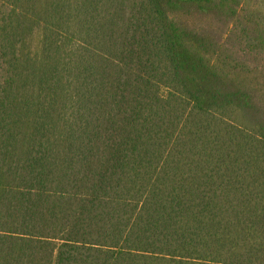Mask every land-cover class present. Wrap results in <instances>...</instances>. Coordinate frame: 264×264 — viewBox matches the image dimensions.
I'll list each match as a JSON object with an SVG mask.
<instances>
[{
  "label": "trees",
  "instance_id": "1",
  "mask_svg": "<svg viewBox=\"0 0 264 264\" xmlns=\"http://www.w3.org/2000/svg\"><path fill=\"white\" fill-rule=\"evenodd\" d=\"M0 264H264V0H0Z\"/></svg>",
  "mask_w": 264,
  "mask_h": 264
},
{
  "label": "rangeland",
  "instance_id": "2",
  "mask_svg": "<svg viewBox=\"0 0 264 264\" xmlns=\"http://www.w3.org/2000/svg\"><path fill=\"white\" fill-rule=\"evenodd\" d=\"M220 17H214L211 15H197L195 13H190V9L181 10L177 15V20L190 29L192 26H198L203 32H207L206 35L209 36L216 43H220V49L222 56L229 54L230 51H234V46L237 45V39L234 35L226 36L224 35L225 26L218 22ZM190 31V30H189ZM218 43V45H219Z\"/></svg>",
  "mask_w": 264,
  "mask_h": 264
}]
</instances>
